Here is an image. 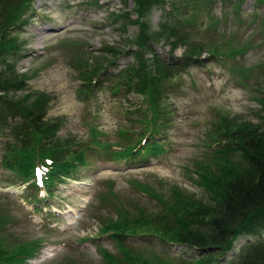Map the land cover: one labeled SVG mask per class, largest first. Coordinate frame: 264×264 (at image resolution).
Segmentation results:
<instances>
[{
    "label": "trees",
    "instance_id": "16d2710c",
    "mask_svg": "<svg viewBox=\"0 0 264 264\" xmlns=\"http://www.w3.org/2000/svg\"><path fill=\"white\" fill-rule=\"evenodd\" d=\"M196 1L200 4L194 9L191 0H117L121 11L110 14L111 23L119 21L117 31L122 34L128 26L135 27V32L122 40V48L102 47L105 53H109V60L102 54L92 65L84 59L78 61V67H88L79 73L85 81L83 89L86 92L92 86L91 79L96 78L105 70V65L112 64L119 55H131L135 61L118 73V82L111 90L116 93L122 89L126 94L132 92L141 97L143 107L138 109L141 115L136 121L146 137L144 134L128 143L131 136L138 132L119 130V140L114 143L120 148L113 150L107 142L97 139L102 133L93 126L88 130L87 143L58 137L62 119L45 118L48 96L26 91L29 76L17 74L14 70V63L22 56L25 40L21 34L28 19L34 15L35 0H0V168L8 172L6 178L0 177V182L8 187L24 184L33 178V167L38 165L44 173L42 180L46 194L51 195V187L66 179L80 181L77 176L79 168L88 166L94 158L105 159L99 153L128 163L142 162L147 155L161 154L162 144L153 137L165 124V101L174 88V79L190 66L201 67L203 53L208 58L223 57L221 62H224L225 57L233 60L254 46L251 38L239 40L234 33L225 34L219 29L225 21L233 24L241 22L238 4L241 0H217L221 9L216 17L210 16L206 9L215 0ZM226 2L231 4L232 20L224 11ZM254 2L259 6L264 0ZM92 4L96 5V0ZM153 9L163 11L155 27H151L147 17ZM183 10L190 11L186 18H183ZM203 14L207 17L205 32L208 36L203 38L200 35L195 39L182 26H195V21ZM256 16L251 13L253 22L258 18ZM157 46L166 49L170 59L162 60L164 58L155 53L154 47ZM179 48H182V56L172 60L173 52ZM227 71L239 86H244L243 79L248 73L258 84V77L264 72V63L251 67L229 65ZM13 94L20 95L15 97ZM255 101L264 109L261 99ZM260 121L254 124L217 113L207 133L216 146L204 161L194 163L196 179L192 181L203 192L201 198L176 187L169 189L167 196L160 197L146 183L132 181L138 190L153 197L157 206L153 210H145L133 204L131 208L135 213L130 215L119 202H111V199L117 200L113 191H107L105 196L97 195L99 201L108 203L115 213L114 219L97 218L99 232L115 244L121 259H115L100 249L104 262L174 264L159 255L152 254L153 258H148L133 253L124 245L126 237L154 236L164 245L196 251L194 259L179 264H213L217 260L212 256L214 252L230 251L233 243L243 236L253 237L254 241L242 245L227 264H264V117ZM232 156L238 159L233 161ZM31 188L35 198V188ZM29 198L25 199L27 203L36 204L32 195ZM3 201H9L7 194H0V234L5 225L12 222V218L4 214ZM4 240L0 235V264H26L34 258L41 244L39 238L33 237L18 240L14 246L5 245Z\"/></svg>",
    "mask_w": 264,
    "mask_h": 264
},
{
    "label": "rangeland",
    "instance_id": "374dc122",
    "mask_svg": "<svg viewBox=\"0 0 264 264\" xmlns=\"http://www.w3.org/2000/svg\"><path fill=\"white\" fill-rule=\"evenodd\" d=\"M93 1L35 0V22L30 24L37 27L48 25L51 29L49 32L40 31L33 37H37L33 43L23 48L20 74L29 76L26 91L48 96L47 111H51L45 118L62 119L58 137L87 143L88 130L93 126L102 133L97 139L116 150L120 148L114 143L119 140V130L138 132L131 136L128 143L145 134L139 130L141 125L136 121L141 115L138 109L143 107L141 97L132 92L126 94L122 89L116 93L111 90L118 82V73L135 61L131 55H119L112 64L105 65V70L96 78L91 79L92 86L87 92L83 89L85 81L79 73L88 67H78L77 64L84 59L92 65L102 54L109 60V53H105L102 47H124L122 40L130 37L135 27L128 26L122 34L117 31L120 22L111 23L110 14L121 11L117 0H96V5L92 4ZM191 1L194 2V9L200 4L196 0ZM238 4L241 22L233 24L225 21L219 29L225 34L234 33L239 40L251 38L254 46L233 60L224 56V62H221L223 57L208 58L203 53L201 57L206 60L203 59L201 67L190 66L174 79V88L166 96L165 124L153 137L162 144L161 154L147 155L142 162L128 163L99 153L105 157L104 160L94 158L88 166L79 168L77 176L81 181L66 180L62 185L51 187V195L48 196L43 190L36 191L37 198H41L36 205L25 200L30 195L34 201L37 200L33 189L27 186L30 181L10 187L0 182V194L6 193L9 197V201H3L1 206L4 214L12 218L0 234L5 239L4 244L14 246L18 240L31 237L41 241L34 259L26 264H106L100 249L121 260L115 244L99 232L97 218L114 219L115 213L112 206L99 201L97 195L105 196L107 191H113L117 200L111 199V202H119L130 215L135 213L131 208L133 204L145 210L155 209L157 203L154 198L138 190L132 181L146 183L160 197L167 196L172 187L197 198L203 196L192 181L196 179L194 163L204 161L216 146L207 133L217 113L254 124L260 123L261 117H264V109L255 101L261 99L264 102V72L260 73L258 84L248 73L243 79L244 86H239L227 71L229 65L251 67L264 63V23L261 24L264 3L256 6L254 0H241ZM164 9L166 11L167 6ZM206 9L210 16L216 17L221 6L215 0ZM224 11L232 20L229 2L224 3ZM162 12L159 9L149 12L147 17L151 27L160 22ZM183 12V18H186L190 11ZM253 12L258 17L254 22L251 20ZM206 23V14H203L195 21V26L189 24L182 27L195 39L200 35L206 38ZM21 36L24 40L23 33ZM38 40L40 43H37ZM35 48L36 51L31 54L29 51ZM154 49L160 58H164L162 60L170 59L165 54L166 49L158 46ZM181 53L182 48L177 49L171 59H179ZM14 70L16 72L15 64ZM19 95L13 94L15 97ZM87 145L92 147L90 143ZM237 159V156H232L233 161ZM7 174L0 168L1 178H6ZM123 240L125 247L133 253L148 258H153L152 254L159 255L174 264L191 261L197 256L196 251L164 245L154 236L126 237ZM248 241H254V238L237 239L233 248L224 254L214 252L212 256L217 260L213 264H227Z\"/></svg>",
    "mask_w": 264,
    "mask_h": 264
},
{
    "label": "water",
    "instance_id": "95a60500",
    "mask_svg": "<svg viewBox=\"0 0 264 264\" xmlns=\"http://www.w3.org/2000/svg\"><path fill=\"white\" fill-rule=\"evenodd\" d=\"M50 111H51V110H50ZM50 111H47V112H46V115H50Z\"/></svg>",
    "mask_w": 264,
    "mask_h": 264
}]
</instances>
